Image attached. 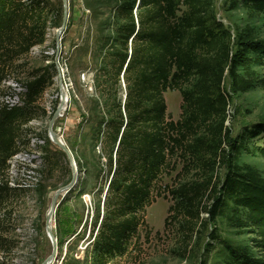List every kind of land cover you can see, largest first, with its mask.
Masks as SVG:
<instances>
[{"label": "rangeland", "instance_id": "obj_1", "mask_svg": "<svg viewBox=\"0 0 264 264\" xmlns=\"http://www.w3.org/2000/svg\"><path fill=\"white\" fill-rule=\"evenodd\" d=\"M122 1L66 0L67 22L60 35L57 58V32L62 26L64 4L62 0H45L47 8L36 36L39 43L8 68L7 75L24 86L36 70H45L53 78L36 103L26 108L27 123L16 143L17 153L34 157L39 178L31 189L9 193L0 205V264H42L52 253L45 230L46 214L54 193L72 179L66 156L59 154L61 151L48 137V124L60 99L58 69L68 105L55 121L53 131L71 152L78 181L52 217L51 228L57 240V256L52 264H94L95 222L98 212H102L107 188L109 151L102 145V131L113 101L123 103L125 96L123 79L116 81L105 57L115 44L119 18L116 9ZM209 3L208 18L223 24L233 44L236 34L245 28L252 30L257 40H264L263 15L253 14L231 0ZM252 69L258 79L263 77L262 67ZM222 87L229 104L224 122L228 139L201 149L197 156L183 152L171 159L145 210L144 226L131 239L127 254L108 264H231V253L239 251L263 257L256 246V235L244 226L243 213H235L231 202L223 198L222 184L232 162L249 166L264 178V159L253 151L260 139L247 142L246 149L237 155L228 146L253 125L264 124V90L257 85L246 93H234L228 73ZM164 98L167 118L178 122L182 113L180 93L167 91ZM196 137L210 143L212 136L201 130ZM31 139L44 143L33 147ZM184 185L201 189L199 205L189 207L176 196ZM221 198L224 205L213 219L209 211ZM189 211L199 216L193 226Z\"/></svg>", "mask_w": 264, "mask_h": 264}, {"label": "trees", "instance_id": "obj_2", "mask_svg": "<svg viewBox=\"0 0 264 264\" xmlns=\"http://www.w3.org/2000/svg\"><path fill=\"white\" fill-rule=\"evenodd\" d=\"M231 1L264 16V0ZM209 7V0H123L117 6L115 44L105 57L116 81L123 79L125 99L123 103L113 101L102 131V145L109 151L107 188L95 222L94 264H108L127 254L131 239L144 226L154 188L177 153L197 156L201 149L228 139L224 122L229 104L222 87L225 74L234 93H246L257 85L264 90V74L258 79L252 69H264V40H257L245 28L236 34L233 44L223 24L208 18ZM46 8L45 0H0V83L14 61L39 43L36 36ZM52 78L51 73L36 70L25 84L24 106L0 109V205L16 191L2 179L8 160L17 153L16 143L27 123L26 108L36 103ZM172 90L182 97L178 122L166 115L164 95ZM201 130L212 136L210 143L196 137ZM257 139L261 143L254 144L253 151L264 159L262 123L228 146L237 155L247 142ZM201 193L200 188L184 185L176 196L193 207L199 205ZM222 193L235 213H243L244 226L256 235V246L263 253L262 258L244 251L231 253V264H264V178L249 166L232 162ZM223 205L221 198L209 211L213 219ZM187 215L192 226L194 219L199 220L191 211ZM2 245L0 239V248Z\"/></svg>", "mask_w": 264, "mask_h": 264}, {"label": "built area", "instance_id": "obj_3", "mask_svg": "<svg viewBox=\"0 0 264 264\" xmlns=\"http://www.w3.org/2000/svg\"><path fill=\"white\" fill-rule=\"evenodd\" d=\"M26 87L19 84L11 75H6L0 83V109L12 110L22 108L26 95ZM31 145L41 146L44 142L31 139ZM34 157L25 153H16L7 162V171L4 182L10 189L28 190L38 183L39 175L33 164Z\"/></svg>", "mask_w": 264, "mask_h": 264}, {"label": "water", "instance_id": "obj_4", "mask_svg": "<svg viewBox=\"0 0 264 264\" xmlns=\"http://www.w3.org/2000/svg\"><path fill=\"white\" fill-rule=\"evenodd\" d=\"M62 1L64 4V13H63L62 26H61L60 30L57 32V58L60 55V49H61L60 35L63 33V30H64L66 22H67V12H66V8H65L66 0H62ZM58 79H59L60 99H59L58 107L56 108V110H55V112H54V114H53V116H52V118L48 124V137H49V140L54 145H56L57 148L66 156V158L69 162L71 171H72V179L67 186L59 188L54 193L51 206H50V208L46 214L45 230H46L47 237L50 240L51 245H52V253L42 264H52L54 262L56 256H57V240L55 239V237L53 235L52 228H51L52 217L55 213L56 208L60 205V203L63 201V199L70 192H72V190L74 189V187L78 181V172H77V167H76V163L73 159V156H72L71 152L68 150V148L66 147V145L62 142L60 137L57 134H55L53 131V126H54L55 121L63 115L62 110L63 109L65 110L63 100L66 101L65 95L63 96V94H62L63 82H62V75H61V72L59 71V69H58ZM124 99H125V96H124Z\"/></svg>", "mask_w": 264, "mask_h": 264}, {"label": "bare ground", "instance_id": "obj_5", "mask_svg": "<svg viewBox=\"0 0 264 264\" xmlns=\"http://www.w3.org/2000/svg\"><path fill=\"white\" fill-rule=\"evenodd\" d=\"M60 93V92H59ZM62 94H63V96L65 95V99H66V90H65V88L62 86ZM63 103H64V107H65V110H66V108H67V105H68V102H67V100L65 101V100H63ZM64 109L62 110V113L65 111ZM78 234L79 233H77L76 234V236H78Z\"/></svg>", "mask_w": 264, "mask_h": 264}]
</instances>
